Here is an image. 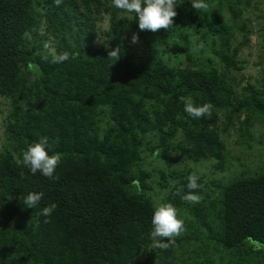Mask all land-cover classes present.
<instances>
[{"label":"trees","instance_id":"1","mask_svg":"<svg viewBox=\"0 0 264 264\" xmlns=\"http://www.w3.org/2000/svg\"><path fill=\"white\" fill-rule=\"evenodd\" d=\"M206 3L195 10L177 0L174 25L152 32L111 0H0V264H264V169L226 183L200 175L202 187L189 190V169L154 168L166 190L161 202L174 204L183 229L166 246L150 236L157 203L147 144L223 169L221 117L248 131L250 115L264 121V87L234 88L242 45L232 48L224 19L253 0ZM191 37L211 40L218 62L196 67L188 54L184 67L168 64L174 38L188 52ZM115 49L118 61L109 57ZM185 101L209 105V114L191 117ZM244 112L252 114L242 120ZM42 136L49 154L60 155L51 179L23 163ZM32 191L44 194L36 210L23 204ZM190 191L197 202L182 198ZM51 203L56 210L41 215Z\"/></svg>","mask_w":264,"mask_h":264},{"label":"rangeland","instance_id":"2","mask_svg":"<svg viewBox=\"0 0 264 264\" xmlns=\"http://www.w3.org/2000/svg\"><path fill=\"white\" fill-rule=\"evenodd\" d=\"M236 0H230L232 4ZM245 1V0H244ZM224 19L231 28L230 37L232 48L241 46L237 56L238 61L243 66L240 70H231L230 73L236 78L235 90L238 94L243 93V89L248 85L264 87V0H253V5L242 15L232 16L225 12ZM107 23H104L106 26ZM103 41V38L100 42ZM177 47L171 46L169 51L164 54L165 61L171 66L184 67L187 64V55L190 54L198 59L196 67H204L207 60L214 59L211 40L203 42L202 39L196 40L191 37V43L186 52L185 45L174 38ZM214 48L220 49V43ZM231 52V51H230ZM218 59H214L217 63ZM217 61V62H216ZM192 66V64H191ZM1 109L7 110V102L0 98ZM248 113V112H247ZM243 113L240 119H245L249 112ZM252 118L251 129L248 131L245 125L237 121L235 126L227 127L224 118L221 117L219 131L226 147V161L223 169H218L219 163L216 160H207L200 163L192 162L186 154L180 152H162L160 150H150L151 144H147L145 152V167L151 173L152 190L149 192L156 203L161 202L165 197L166 190L160 188V176L153 172L154 168L169 169H189L198 176L204 175L206 181L216 180L218 182H229L243 174H254L264 169V121L255 115ZM5 114H0V152L4 142V122ZM247 119V118H246ZM245 119V120H246ZM243 122V121H242ZM181 137L178 136L177 141ZM170 163L174 165L169 166ZM139 258L132 264H138Z\"/></svg>","mask_w":264,"mask_h":264},{"label":"clouds","instance_id":"3","mask_svg":"<svg viewBox=\"0 0 264 264\" xmlns=\"http://www.w3.org/2000/svg\"><path fill=\"white\" fill-rule=\"evenodd\" d=\"M62 0H56V3H61ZM112 5L126 13L133 14L134 20L138 21L140 30H150L156 32L160 29H169L174 25L173 18L177 16V0H111ZM192 7L195 10L206 9L208 7L206 0H191ZM138 35L132 38L133 43L138 42ZM119 49L110 51L109 57H118L120 59ZM66 55L60 56L54 62L66 60ZM210 106L204 104L196 106L191 101H185L184 111L193 118H201L209 114ZM52 145L49 143L47 136H42L38 142L30 144L23 152V163L30 172L35 175L39 172L41 175L54 178L56 169L60 163V155L58 153L49 154ZM187 188L189 190L202 187L198 184L199 176L195 173L188 178ZM42 192H28L23 197L25 208L37 209L43 198ZM184 200L195 203L197 197L191 191L182 197ZM57 208L55 203H51L43 207L41 215L48 217ZM150 236L154 241H157L161 246H166V239L170 240L178 236L183 229V221L179 216L178 211L171 202H159L155 205L151 219Z\"/></svg>","mask_w":264,"mask_h":264},{"label":"water","instance_id":"4","mask_svg":"<svg viewBox=\"0 0 264 264\" xmlns=\"http://www.w3.org/2000/svg\"><path fill=\"white\" fill-rule=\"evenodd\" d=\"M190 66V65H189Z\"/></svg>","mask_w":264,"mask_h":264}]
</instances>
